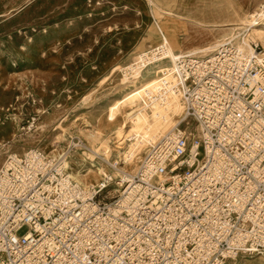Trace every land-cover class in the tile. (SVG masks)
<instances>
[{"label": "built area", "instance_id": "2783aa9c", "mask_svg": "<svg viewBox=\"0 0 264 264\" xmlns=\"http://www.w3.org/2000/svg\"><path fill=\"white\" fill-rule=\"evenodd\" d=\"M167 56L156 46L118 72L133 79ZM172 94L185 103L183 120L135 175L83 184L66 158L5 152L0 264H226L264 255L262 49L222 43L180 55L172 79L146 97L166 104Z\"/></svg>", "mask_w": 264, "mask_h": 264}, {"label": "rangeland", "instance_id": "374dc122", "mask_svg": "<svg viewBox=\"0 0 264 264\" xmlns=\"http://www.w3.org/2000/svg\"><path fill=\"white\" fill-rule=\"evenodd\" d=\"M152 1L160 2L163 12L158 13L151 0H0V165L5 152L39 148L54 154L62 149L72 172L85 175L82 183L97 182L101 177L88 172L75 151L87 144V129L114 142L113 130L123 121L107 123V109L127 79L118 70L138 53L159 45V29L175 53L213 47L231 32L237 45L242 28L250 29L253 20L252 29L264 34V0ZM113 69L117 70L111 73ZM60 123L63 130L57 128ZM87 123L93 127L87 128ZM61 134H66V141ZM146 154L142 151V159L126 167L128 174ZM115 160L116 155L109 162L98 156L96 165L117 178L124 165L116 168L111 165ZM261 260L262 255L241 256L226 264Z\"/></svg>", "mask_w": 264, "mask_h": 264}, {"label": "bare ground", "instance_id": "6f19581e", "mask_svg": "<svg viewBox=\"0 0 264 264\" xmlns=\"http://www.w3.org/2000/svg\"><path fill=\"white\" fill-rule=\"evenodd\" d=\"M151 4L155 7V10L158 11V13L163 12V9L159 6L160 2H153L151 0ZM164 13L170 16L178 17V15L168 11H164ZM258 16L260 18L263 16V14H259ZM246 22L249 21L246 20ZM249 23H251L252 27L256 24L255 20ZM252 27L250 29L242 28V30H245L244 34L239 37V41L236 45L240 50L252 51L253 45H259V43L264 49V34L261 32V30L252 29ZM157 33L159 34L161 42L157 46L162 45L167 48V59L161 60L149 66L133 79H123L121 81V95L119 97H116V99L113 100V103H111V105L107 109V123L116 125L121 121V119L123 121L121 125L117 126L113 130L114 142L110 144L106 139L102 137L100 133H98V131L94 129H87L86 134H84L87 144L85 145V147H78L79 149L75 151L77 153L79 152L78 156L85 164L84 167L88 166L87 171H94L97 176L101 177V179L104 177H108V175L105 173V169L96 165L98 156L109 162L111 158L116 155L115 163L111 165H115L116 168L119 165H124V167H120V172L116 173L118 178L123 175V173H127L126 167L135 165L136 161L142 159V157L139 156L142 151L148 153L158 140H160L168 132L177 128L180 122L183 120L185 103L181 97L172 94L169 96V100L166 104H160L156 101L148 100V98L146 97L147 92L149 90H153V88L159 84L163 76L165 80L172 79V70L175 67L177 57L183 54L197 53L207 55L210 52H213L217 48V46L222 43H230L234 45L233 40L235 39L232 38V32L225 33L222 36V41L214 45V48L209 47L203 50H198L197 52L175 53L173 47L168 41L166 34L161 29H159ZM140 53H138L137 55H139ZM159 64L165 65L156 68L155 66H158ZM116 70L117 69H113L111 73H114V71L116 72ZM161 72H164V74L160 75ZM13 110H15V108ZM11 116H13V120L16 121V115L13 114ZM86 127L91 128L93 126L91 125V123H87ZM57 128L62 129V123H60ZM60 137L63 141L67 140L66 134H61ZM53 152L54 154L50 155L55 159H67L65 154L62 153V149H56ZM137 170L129 174L135 175ZM73 176L75 179L81 182V178H83L85 175H81V172L78 171L76 173H73ZM257 256L245 257L253 259ZM261 261V264H264V260Z\"/></svg>", "mask_w": 264, "mask_h": 264}]
</instances>
